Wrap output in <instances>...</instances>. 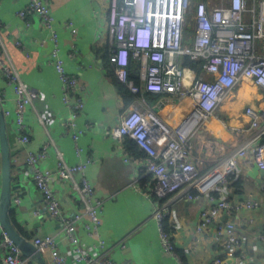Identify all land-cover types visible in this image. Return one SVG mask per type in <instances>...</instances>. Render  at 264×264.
I'll return each instance as SVG.
<instances>
[{"label": "crops", "instance_id": "crops-1", "mask_svg": "<svg viewBox=\"0 0 264 264\" xmlns=\"http://www.w3.org/2000/svg\"><path fill=\"white\" fill-rule=\"evenodd\" d=\"M26 1L0 0L3 59L18 70L21 79L35 93L33 101L24 108L29 142L22 143L15 123L16 95L0 69V96L3 98L0 106L11 110V114L5 116L11 157V209L20 232L31 242L36 235H55L60 250L75 264L74 244L61 230L63 219L48 212L27 161L31 152L36 153L49 143L40 166L51 173L49 183L59 200L62 216L71 218L74 212L83 210V204L69 181L55 174L56 149L61 150L71 164L86 162L85 175L94 185L96 196L103 200L99 235L94 236L84 227L86 217L76 225L77 243L90 253L107 252L117 264H230L236 258H231L224 245L227 234L224 225L229 219L234 221L239 238L237 255L243 254L250 264H264V184L260 170L256 176L249 173L254 163L247 159L240 163L235 177L221 185L218 195L237 204L252 198L260 205L256 208L241 206L230 215L221 214L208 227L198 229L200 211L207 205L206 196L181 199L166 216V228L172 235L176 254L165 251L158 224L152 217L154 201L131 185L136 166L125 159L115 139L106 134L135 101L125 102L111 77L114 70L118 78L117 66L110 59L106 60L107 54L110 55L109 0H48L55 18L57 45L37 15L19 16ZM68 21L72 22L75 32H71ZM55 47L66 71L77 76L83 96L84 107L76 116L77 128L82 131L77 140L72 136L74 129H69L70 109L63 101L62 82L51 55ZM149 93L145 95L147 103L172 125L179 123L193 107L190 96L177 98ZM246 104H264V90L250 78L241 80L224 98L218 113L231 128L241 130L249 126L243 114ZM207 123L210 126L206 131L218 141L222 140L223 133L232 131L219 122L209 120ZM1 168L0 145V188ZM238 178H241L240 184L235 183ZM140 181L143 190L149 192L150 175L144 174ZM101 239L104 247H99ZM42 254L45 264H49V254ZM2 261L0 247V264ZM31 263L37 264L32 260Z\"/></svg>", "mask_w": 264, "mask_h": 264}, {"label": "built area", "instance_id": "built-area-1", "mask_svg": "<svg viewBox=\"0 0 264 264\" xmlns=\"http://www.w3.org/2000/svg\"><path fill=\"white\" fill-rule=\"evenodd\" d=\"M18 14L23 18L37 15L57 45L55 18L48 0H27ZM67 25L71 32L76 31L71 21ZM107 30L109 59L117 66L119 80L138 96L106 134L115 139L125 159L135 164L131 185L154 201L152 217L158 224L162 245L166 252L176 254L172 235L165 228L166 216L175 202L206 196L207 205L200 211L198 229L208 227L221 214L230 215L241 206L256 208L260 205L252 198L237 204L218 195V190L237 174L245 159L258 165L264 184V104L244 106L243 114L249 126L241 130L226 124L218 108L244 78H250L264 90V0H109ZM2 52L0 37V69L16 95L15 123L19 140L28 143L24 108L33 101L35 93L21 79L18 70L4 61ZM51 55L62 82L63 101L70 109L69 129H74L72 136L77 140L82 131L77 128L76 116L84 107L79 80L66 71L57 47ZM130 55L139 61L140 84L129 79ZM183 55L200 61L201 70L183 65L180 60ZM145 92L177 98L190 96L193 107L179 123L172 125L147 103ZM0 100H3L1 96ZM3 112L5 116L11 114L9 108H3ZM209 120L219 122L225 129L238 130L242 138L215 164L201 172L191 148L196 132ZM127 137L136 142L144 156L128 150ZM48 145L46 143L36 153L31 152L27 161L48 212L63 219L61 230L74 244L73 262L117 264L107 252L92 254L76 240V225L83 218H87L83 221L84 227L94 236L99 235L101 222L103 200L96 196L94 185L85 175L86 162L71 164L63 152L56 149L55 174L69 181L83 204L82 211L64 218L49 183L51 173L40 166ZM144 174H149L152 180L149 192H145L140 183ZM224 226L227 228L224 245L231 258H236L230 264H250L243 254L236 253L240 243L234 221L228 219ZM32 242L41 252L49 254V264H71L69 256L60 250L55 235H36ZM99 244L104 247L102 239ZM0 247L2 264H32L9 237L1 219Z\"/></svg>", "mask_w": 264, "mask_h": 264}, {"label": "trees", "instance_id": "trees-1", "mask_svg": "<svg viewBox=\"0 0 264 264\" xmlns=\"http://www.w3.org/2000/svg\"><path fill=\"white\" fill-rule=\"evenodd\" d=\"M186 31L189 32V29L186 28ZM106 60H109L108 54L106 56ZM180 60L183 65H188L197 70H201L200 64H199L200 61L191 59L189 55L181 56ZM128 71H129V79L133 80L135 84H140L139 61L131 55H130V63L128 66ZM111 77L115 81L118 87V90L124 96V100L127 104H129L131 101H133L138 96L137 94L133 93L129 89L126 83L120 81L116 77L114 70H112L111 72ZM149 94L151 93L149 92L145 93V95L147 96ZM209 126L210 125L207 122L204 123L201 126V128H199V130L196 132V136L194 137L193 142H192V148H191L192 153L198 162V168L200 169L201 172L205 171L207 168L215 164L219 160L220 157L225 155L236 144H238L240 139L242 138L241 133L238 130H232V131H229V132L227 131L223 133L222 140L218 141L216 139V136L206 131V129ZM126 139H127L126 145L128 147V150L132 154H135L137 156L145 155L144 152L138 147L136 142L131 137H127ZM234 177L235 175L232 176V179ZM235 183L240 184L241 178H238ZM10 216H11L13 224L20 231V227L18 226V223L16 221L15 212L13 209L10 210Z\"/></svg>", "mask_w": 264, "mask_h": 264}, {"label": "water", "instance_id": "water-1", "mask_svg": "<svg viewBox=\"0 0 264 264\" xmlns=\"http://www.w3.org/2000/svg\"><path fill=\"white\" fill-rule=\"evenodd\" d=\"M0 145L2 155V168H1V188H0V219L3 228L9 237L16 243L22 253L29 257L37 264H45L42 252L26 238L13 224L10 210H11V197H12V173H11V157L9 141L6 130V118L2 106H0ZM259 168L256 163L249 173L253 176L258 174Z\"/></svg>", "mask_w": 264, "mask_h": 264}, {"label": "bare ground", "instance_id": "bare-ground-1", "mask_svg": "<svg viewBox=\"0 0 264 264\" xmlns=\"http://www.w3.org/2000/svg\"><path fill=\"white\" fill-rule=\"evenodd\" d=\"M220 132V131H219ZM260 175V174H259ZM221 223V222H220Z\"/></svg>", "mask_w": 264, "mask_h": 264}]
</instances>
